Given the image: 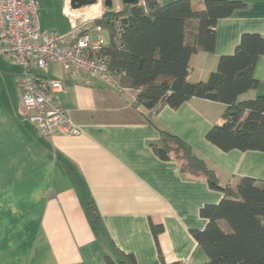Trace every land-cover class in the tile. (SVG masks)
Returning <instances> with one entry per match:
<instances>
[{
	"label": "crops",
	"instance_id": "1",
	"mask_svg": "<svg viewBox=\"0 0 264 264\" xmlns=\"http://www.w3.org/2000/svg\"><path fill=\"white\" fill-rule=\"evenodd\" d=\"M239 1L243 8L216 22L212 51L190 57L188 82H206L242 34L264 38V0ZM40 5L44 31L65 35L82 23L81 9L69 10L66 0ZM38 78L61 82L56 100L80 134L38 135L20 106V68L0 54V264H118L122 254L132 255L135 264H160L159 254L166 263L206 264L190 231L204 229L200 208L217 204L223 194L203 178L182 175L178 162L159 159L152 145L160 143V131L175 135L222 187L243 177L263 180L264 153L222 152L206 140L222 123L225 105L192 98L148 118L129 88L118 91L100 78L65 73L58 64ZM254 78L257 88L239 100L264 96V55ZM87 203L99 224L88 218ZM151 225L162 227L159 249Z\"/></svg>",
	"mask_w": 264,
	"mask_h": 264
},
{
	"label": "trees",
	"instance_id": "2",
	"mask_svg": "<svg viewBox=\"0 0 264 264\" xmlns=\"http://www.w3.org/2000/svg\"><path fill=\"white\" fill-rule=\"evenodd\" d=\"M243 7L239 0L169 4L136 0L122 3L120 12L105 13L93 25L109 34L102 51L109 58L110 74L120 87L137 92L136 105L147 111L148 118L163 106L177 109L192 98L221 103L226 107L222 123L206 133V140L222 152L264 153V96L239 100L257 88L254 68L264 55L262 36L242 34L233 53L219 57L206 82L187 81L190 57L212 51L216 22ZM159 135L160 143L152 145L159 159L175 160L182 175L203 178L210 189L223 194L217 204L200 208L204 229L190 231L208 258L206 264H264V179L243 177L234 186L222 187L217 174L188 145L170 133L160 131ZM86 213L93 224H99L92 203H87ZM161 232L160 225H151L157 248ZM159 260L160 264H181L166 263L161 254ZM118 264H135V260L122 254Z\"/></svg>",
	"mask_w": 264,
	"mask_h": 264
},
{
	"label": "built area",
	"instance_id": "3",
	"mask_svg": "<svg viewBox=\"0 0 264 264\" xmlns=\"http://www.w3.org/2000/svg\"><path fill=\"white\" fill-rule=\"evenodd\" d=\"M95 0L84 7L89 13L80 26L65 35L40 28L37 0H0V54L9 57L20 68L18 87L24 119L40 136H77L80 129L67 117L56 95L62 90L59 81H44L36 73H46L58 64L65 73L86 74L100 78L118 91L123 90L110 74L109 58L102 51L103 29L93 21L105 13L120 12L122 0ZM70 10V0H66ZM91 31L96 33L93 41Z\"/></svg>",
	"mask_w": 264,
	"mask_h": 264
},
{
	"label": "water",
	"instance_id": "4",
	"mask_svg": "<svg viewBox=\"0 0 264 264\" xmlns=\"http://www.w3.org/2000/svg\"><path fill=\"white\" fill-rule=\"evenodd\" d=\"M136 0H122L123 4H132ZM95 4V0H70V8L72 10H78L84 7H88ZM105 6L107 8L111 7V1L107 0L105 1Z\"/></svg>",
	"mask_w": 264,
	"mask_h": 264
},
{
	"label": "rangeland",
	"instance_id": "5",
	"mask_svg": "<svg viewBox=\"0 0 264 264\" xmlns=\"http://www.w3.org/2000/svg\"><path fill=\"white\" fill-rule=\"evenodd\" d=\"M38 1V14H39V12H40V9H41V5H40V0H37ZM55 3L57 2V5H58V0H53ZM43 8H44V6H43ZM57 8V7H56ZM45 9V8H44ZM82 16H83V18L84 17H86L87 16V14L89 13V10L88 9H85V8H81V10H80V12H79ZM102 36H103V39H104V41L106 42V43H108L109 42V34H108V32L106 31V30H103L102 31ZM91 37H92V39H93V41H95V39H96V33L94 32V31H91ZM39 74L40 73H37L36 74V77H38L39 76ZM42 74H45V73H42Z\"/></svg>",
	"mask_w": 264,
	"mask_h": 264
},
{
	"label": "bare ground",
	"instance_id": "6",
	"mask_svg": "<svg viewBox=\"0 0 264 264\" xmlns=\"http://www.w3.org/2000/svg\"><path fill=\"white\" fill-rule=\"evenodd\" d=\"M89 9V8H88Z\"/></svg>",
	"mask_w": 264,
	"mask_h": 264
}]
</instances>
